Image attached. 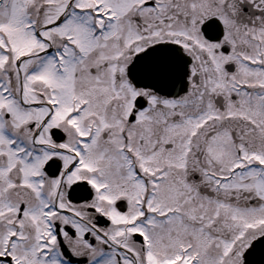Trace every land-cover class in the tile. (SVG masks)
<instances>
[{"label":"snow or ice","instance_id":"6c2138e0","mask_svg":"<svg viewBox=\"0 0 264 264\" xmlns=\"http://www.w3.org/2000/svg\"><path fill=\"white\" fill-rule=\"evenodd\" d=\"M0 264H264V0H0Z\"/></svg>","mask_w":264,"mask_h":264}]
</instances>
